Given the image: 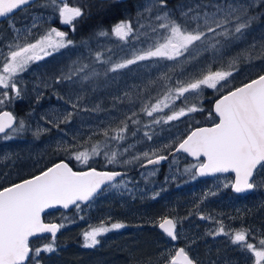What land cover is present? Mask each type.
I'll return each mask as SVG.
<instances>
[{"label": "snow or ice", "instance_id": "snow-or-ice-1", "mask_svg": "<svg viewBox=\"0 0 264 264\" xmlns=\"http://www.w3.org/2000/svg\"><path fill=\"white\" fill-rule=\"evenodd\" d=\"M105 2L109 7L119 9L125 0H105ZM170 5L171 0H149L137 9V21L152 17L159 21L157 27L164 29L166 33L161 37L163 42L135 53L130 59L112 64L107 69L108 72H117L138 61L153 57L174 60L186 52L191 55L193 52L198 53L209 49L220 53L221 48L226 47L227 44L217 48L221 41L216 40L215 43H210L209 33H212L213 37H223L230 44L245 39L246 33L253 25L264 24V0H199V2L179 0L178 3ZM27 8L51 9L53 13H58L59 23L70 26L73 32L76 31L77 25L84 23L90 15L82 7L69 6L67 0H0V18L8 21V27L17 40L21 37V30L16 27L12 16L17 10L26 11ZM38 19H40L39 16L33 17L32 27H36L35 21ZM191 24L195 26L190 27ZM140 27L144 25L141 24ZM157 27H153L152 31L156 32ZM30 33L31 29H28L27 34ZM133 33L132 20L124 19L115 23L110 30L100 28L94 35L98 37L114 35L119 40L126 41ZM27 34L24 35L25 39ZM73 44L74 41L68 38V32L56 27L49 28L34 42L8 44L9 51L3 58L4 62L0 68V89L5 90L0 91V105L12 99L9 97V91L6 90L10 89L14 92L15 98H21V91L14 80L18 73L26 71L31 63L43 60L54 52H59ZM250 47L255 50L256 45L252 44ZM261 51H264V44L261 45ZM252 58L249 52L247 59L250 61ZM95 60L99 63L109 62L102 60L100 52L95 54ZM238 61L239 57L232 58L228 64V70L213 71L209 67L199 78L187 82L177 81V86L169 88L162 100H158L151 106L146 105L142 110L148 116H152L153 113L169 108V102L174 105L175 101L181 98L187 100L186 93L199 95L205 87L222 90L228 85L229 77L233 76V72L238 71ZM87 67L88 65H83L74 68L70 74L62 78L58 77L56 83H60L62 79L72 80L73 75L84 72ZM98 75V72L93 71L91 75L85 74L83 79L89 80ZM40 98L37 97V102ZM58 98L64 99L60 96ZM77 107V104H72L73 109ZM98 109L99 106L94 110ZM200 111L203 109L196 105L181 107L172 111L163 120L164 123H168L189 113ZM72 115V112H68L59 123H53L51 120L48 122L59 128L60 123H69ZM209 117L217 122L210 127L195 128L176 149L199 161L192 165V168L196 170L193 179L196 175L234 173V181L231 184H225L224 187H231L236 194H246L264 186V183H258L256 179L264 173V74L221 95L215 100L213 112L209 113ZM132 122L138 123L136 120ZM122 123L123 126L114 130L116 134L110 139H124L123 133L127 131L128 125L126 122ZM154 123H160V120H154ZM26 130L24 120L17 121L11 112L0 111V139L12 140ZM48 130L38 127L33 135L38 138L41 132ZM103 135L109 137L108 131L105 130ZM144 135L151 140L152 137L147 132ZM70 148L71 145L66 146L63 151L68 152ZM97 155H100L97 146H93L91 151L86 149L72 153L73 158L83 164H87L93 156ZM105 155L109 164L116 161L117 153ZM143 156L148 157L149 153L144 152ZM201 157L206 159L201 161ZM165 159L167 157L160 155L155 159H148L147 163L159 164ZM120 175L122 174L119 172H100L94 168L88 171H74L67 162L62 160L38 175L0 187V264H41L42 253L55 254L58 250L57 233L65 225L45 223L42 218L45 210L57 206L67 209L70 205H75L79 209L78 202L90 201L102 189V185L114 181ZM261 178L264 181V176ZM111 186L119 187L117 184H111ZM201 219L205 217L201 216ZM218 223L220 227L215 232L209 233L210 235L229 236L233 245L254 256V264H264V238L259 239L256 245L248 242L250 235L248 230L241 229L233 234L225 231L222 222ZM158 226L172 241L178 239L177 223L173 219L163 217ZM125 227L126 225L120 222L106 226L103 221L99 226H90L82 233V247L95 249L101 244L99 237ZM45 233L51 235L50 241L40 247H32L31 238ZM165 264H198V261L192 258L184 247H180L174 252L167 253Z\"/></svg>", "mask_w": 264, "mask_h": 264}, {"label": "rangeland", "instance_id": "rangeland-1", "mask_svg": "<svg viewBox=\"0 0 264 264\" xmlns=\"http://www.w3.org/2000/svg\"><path fill=\"white\" fill-rule=\"evenodd\" d=\"M148 2L149 0H139L136 4L142 6ZM194 2H199V0H194ZM69 6L73 5L69 4ZM24 16L23 18L19 17L18 20L12 18L16 27L21 30V37L19 40L15 39V34L10 29L12 40L7 45L10 43L34 42L51 27L68 32V38L73 32L70 26L59 23L58 13H53L51 9L43 12L39 10L32 12L30 10ZM36 16H39L40 19L35 21L36 27H32L33 17ZM149 19L155 22L153 27H157L159 21H156L154 17ZM142 21L145 25L147 19ZM194 26V24L190 25V27ZM153 27L150 26L151 34L149 36L146 34V25L141 28L147 35L146 38H137V35L134 34V37L130 36L126 41H121L114 35L108 37L95 36L94 33L98 30L93 29L87 36L81 37L79 41L73 40L74 44L68 48L54 52L43 60L31 63L26 71L18 73L14 77L17 87L21 91L23 101L30 103L31 106V108L29 106V109L24 110L16 117L17 121H25L27 130L19 133L12 140L0 139V182H7L21 175V173L24 174L40 167L43 160L59 153L60 148L62 149L61 152L68 154V156L86 149L91 151L93 146H97L99 150H102L109 137L116 134L114 130H118L123 126L122 122H126L128 127H133L132 140L128 141V135L124 136L123 140H119L123 143L117 152V158L121 166H129L134 163L137 171V173L135 171L136 177H131L128 174L117 179L112 184H117L119 187H112L110 184L89 203L80 205L79 209L75 207L71 214L55 213L54 216H56L53 219L58 218L57 221L65 225V230L70 228L77 230L76 233L80 235V248L83 244L82 233L88 230L90 226H99L102 221L106 226L116 222L124 223L125 228L108 232L99 239L102 241L103 238L107 237L110 243L113 242L112 240L116 234H121V239L117 237L122 244L120 245V251L124 252L128 258L135 256V254L139 256L149 253L151 257H149L148 263L159 262L158 259L161 257H163V260L167 259V253L169 252L159 248L156 249V238L153 235L144 234L147 230L152 229V226H150L151 221L146 220L145 224L147 225L141 228V234L133 235L137 233V224L131 225L128 222L111 218L114 208H126L129 201L130 204L134 201L135 209L148 208L149 204L143 202L147 201L145 200L146 197H151V194H154L157 197V202L172 207L170 209L171 213L178 216L177 218L180 217L182 231L180 234L190 231V227H193L195 223L187 217H181L188 214L186 210L188 198L180 199V212L174 211L170 201L160 200L163 189L173 191L179 180L180 183L189 182L192 168V164L188 162L190 159L186 154L178 153L161 165L145 166V164L148 159L166 155L169 151H172L184 139L192 128L191 123L195 121L193 113L168 123H164L163 118L170 115L174 110L192 105H196L204 111L201 102L205 99V93L214 92V94H218L219 91L205 87L199 95L186 93L187 100L181 98L176 100L174 105L169 102V108L153 113L152 116H148L142 109L146 105L151 106L158 100H162L169 88L177 86V81L187 82L199 78L209 67L213 71L228 70V64L234 57H239L238 71H242L243 66L245 71L260 70L264 67V59H261L264 56V51H261V45L264 44V24L258 23L253 25L246 33L245 39L230 44L223 37H213V34L209 33L210 43H215L216 40L221 41L217 48L227 44L226 47L221 48L220 53L209 49L208 51L201 50L198 53L193 52L191 55L186 52L183 56L174 60L153 57L145 61H138L136 64L117 72L107 71L112 64L130 59L135 53L163 42L161 37L166 35L165 30L157 27V31L153 32ZM28 29H31L30 34H27ZM25 34H27V39L24 38ZM111 44H114V47H110ZM252 44L256 45L255 50L250 47ZM101 48L107 50L102 56V60H107L108 63H99L95 60V54ZM8 51V47L6 49L0 48V68H2L3 58L7 56ZM249 52L253 57L250 61L247 59ZM81 59H83V63H79ZM83 65H88L84 72L73 75L72 80L62 79L60 83H56L58 77L62 78L70 74L74 68ZM93 71L98 72L99 75L89 80L83 79L85 74L91 75ZM238 71H234L233 76L229 77L228 85L237 78L236 73ZM0 91H3V89H0ZM38 96L41 97L39 102H37ZM58 96L64 97V99H59ZM9 97L12 99L6 100V103H14L15 99H18L17 101L21 99L15 98L14 92ZM73 103L77 104L78 107L73 109ZM97 106H99V109L94 110L97 109ZM68 112L73 113L71 121L60 123L59 128L48 122L51 120L53 123H59ZM129 117L131 119H128ZM157 119L160 120V123H154V120ZM133 120L138 121V123H133ZM38 127L49 130L41 132L37 138L33 133ZM105 130L108 131L109 137L103 135ZM146 132L152 137L151 140L144 135ZM69 145H71L70 150L68 152L63 151V148ZM144 152H148L149 156L144 157ZM94 157L96 156H93L90 160ZM184 190L186 192L188 187ZM184 205L187 206L184 207ZM107 211L111 214L107 215ZM162 212L165 211L161 210ZM94 213H97L98 218H100L97 222L93 220ZM133 215L134 218H137L136 210H134ZM249 219V216L243 215V222H247ZM85 222H88V226H79L80 223ZM127 231H133L134 233L129 235ZM256 237L253 236L255 239ZM261 238L264 237L259 236V239ZM75 239L77 238L75 237ZM259 239H256L257 243ZM193 241L194 239H192ZM209 241L206 242L205 248L202 246L194 254L202 260L201 263L217 264L219 262L220 264H228L227 262L221 263V260L231 261L235 259V261H240L239 264H246L245 256L235 255L229 250L227 252H213L210 250L211 243ZM249 241L252 243V240ZM45 243H48V241L42 237L39 239L37 247ZM132 251L135 253L132 254ZM42 255L49 254L42 253ZM112 257L110 259L104 258L100 260L101 262L94 260L91 264H119L116 261V256ZM247 257H250L251 264H254V256L249 253ZM41 264H43L42 261ZM236 264L238 263L236 262Z\"/></svg>", "mask_w": 264, "mask_h": 264}, {"label": "flooded vegetation", "instance_id": "flooded-vegetation-1", "mask_svg": "<svg viewBox=\"0 0 264 264\" xmlns=\"http://www.w3.org/2000/svg\"><path fill=\"white\" fill-rule=\"evenodd\" d=\"M78 1L79 5L77 7H82L85 12L90 13L88 19L84 23L78 25H94L96 20V12H92L91 14V9L85 7L82 4L83 0ZM31 10L32 12L38 10L43 12L47 9L31 8ZM80 38L81 37H79V39ZM261 59H264V56H262ZM83 62V59L79 60V63ZM260 74H264V67L260 70L251 69L245 71L243 66L242 71H238V73H236L237 78L231 82L230 85L219 91L218 94H214V92L205 93V99L201 102V104L204 106V111L193 113L195 118V121L193 122L195 125L192 126L189 132L197 127L212 126L214 122H217L216 120L209 117V113L213 112L215 100L221 95L226 94L227 91L235 87H239L251 79H255ZM193 122L191 124H193ZM189 159L192 165H195L199 162L195 159ZM200 160L202 161L204 159L201 157ZM39 168H41V166L35 170H38ZM44 169L40 170L39 172L43 171ZM39 172L33 173L29 176H27L26 173H22L20 176H17L10 181L0 182V187H6L12 183H17L23 179L36 175ZM124 172H126L125 175H128L129 173L127 170ZM195 172V168H191V174L188 183H180L179 180V182L176 183L175 190L168 191L163 189L160 198V200L165 199L170 201L173 205L174 211L180 212V199L187 197L188 207L186 210L188 214L181 217H187L191 222H194L195 225L190 227V231L181 235L180 232L182 231L181 222L179 220L180 217L177 218L178 216H174V214L171 216H163L172 218L174 221H176L178 239L176 241H172L169 237H167L165 233H163V231L159 228L158 222L156 227L159 238L167 244V248L171 252H174L177 248L184 247L189 252L190 256L198 261V264H203L201 263L202 260L198 259L194 254L197 253V249H200L202 246L204 247L209 239V242L211 243L210 250L213 252H227V250H229L235 255L239 254L241 257L245 256V263L251 264L252 261L249 260L250 257H247L249 253L245 250L242 251L238 246L233 245L229 236H225L223 234L214 236L210 235L209 233L215 232L220 227L218 222H222L226 232L234 234L236 231H240L241 229L248 230L250 233L248 239L252 240L253 244L258 245L256 239L258 240L259 236L264 237V186H261L246 194H236L233 192L231 187H224L225 184H231L234 181V173H220L207 177L196 175L195 179H193ZM262 176H264V173H262L261 176L256 177L258 183L264 182L262 181ZM187 187L188 190L185 192L184 189ZM213 193H215V195H213ZM57 212L58 211H49L43 214L44 222H57L58 218L53 219V217L56 216H54V214ZM63 213L65 212L63 211L62 214ZM243 215H246L247 217L249 216L250 219L247 220V222H243ZM201 216L205 217V219H201ZM143 226L144 223L142 224V227ZM254 235L257 236L256 239L253 238ZM42 237L49 239L50 236L44 235L31 239V246L34 241ZM192 239H194L193 242ZM249 240L248 242H250ZM159 248L164 249V246L160 245ZM164 260L166 261V259ZM165 261H163V263H165ZM222 262H227L228 264H236V262L238 264L240 263V261H235V259H232L231 261H223L222 259L221 263ZM217 264L220 263L218 262Z\"/></svg>", "mask_w": 264, "mask_h": 264}, {"label": "trees", "instance_id": "trees-1", "mask_svg": "<svg viewBox=\"0 0 264 264\" xmlns=\"http://www.w3.org/2000/svg\"><path fill=\"white\" fill-rule=\"evenodd\" d=\"M138 1L139 0H125V2L121 5V7L119 9H116V8L109 7L106 4L105 0H83L82 4L85 7H88L91 9V14L92 12H96L95 13L96 15L95 24L94 25H82V26L77 25L76 31L72 32L69 38L72 40L78 41L79 37L83 38V36H87L89 32L93 29L99 30L100 28H103L105 30H109L110 27H112L115 23L119 22L120 20H124V19L132 20L133 27H134V33L132 35L133 37H134V34H136L137 38H141V39L146 38L147 35L149 36L151 34L150 26L153 27L155 22H152L149 18L147 19L146 24H145L147 28V33H146L147 35H146L143 29H141L142 27H140V25L144 23V21H142L143 19H140L139 21H137V17H136L137 9L141 7L136 4ZM178 2L179 0H171V5H174ZM67 3L73 6L79 5L78 0H67ZM30 10L31 8H27L26 11H16L15 14L12 16V18H15L16 20H18L19 17L23 18L25 17L24 15L25 14L27 15L28 11ZM7 23L8 21L6 19L0 22V48L2 49H6L7 43L10 40H12V32L10 28L8 27ZM111 45L112 46L110 47H114V44H111ZM106 51L107 50H104L102 48L99 49V52L102 53V56H104ZM6 91H9V95L12 94V91L10 89ZM17 100L18 99H15L14 103L5 102V104L0 106V110L6 109V110L13 112L14 115L19 116V114L24 112V110L29 109L28 107L30 106V103L24 102L22 97L19 101ZM191 125L193 126L195 125V123L193 122V124ZM132 134H134V131H133V127H130V126L127 128V132L123 133L124 136H127V135L129 136L128 141L133 139ZM24 135L26 136V134ZM122 143L119 140H113V139H110L109 137V139L107 140V143L105 144V147L102 150H100V155L94 157L87 164L78 162L72 156H68V154L62 153L61 152L62 149L60 148L59 153H56L53 156H50V158H48L47 160H43L41 164V168H39L38 170L26 172V174L27 176L32 175L33 173L39 172L40 170L47 168L54 162L63 159L67 161L74 170H84L87 168H96L99 170H117V169L121 170L122 169L125 171L127 170L129 172L128 174H130L131 177H136V174H135L136 166L134 163H132V165H129V166L128 165L121 166L118 158H116V161L114 163L109 164L107 162V157L105 154L110 156L113 152L117 153ZM145 200L151 201V202H147V201L143 202V203L149 204L148 208L135 209L134 201L131 202L132 204H130V201H129L126 208H117V209L114 208V213L111 216V218L118 219L123 222H128L131 225L137 224L136 225L137 233L133 235L141 234L140 230L141 228H144V226L142 227V224L144 223V225H147L145 224L146 220H150L151 221L150 226H152V229L147 230L144 234H150L156 238L157 240L156 249L159 248L160 245H163L164 246L163 250H166V252L167 251L170 252V250H168L167 248V244L164 243L159 238L156 225L163 216L172 215L171 210H170L172 209V207H168V205H163L161 202H157V197H155L154 194H151V197H146ZM157 203H158V206H157ZM185 206L187 205H184V207ZM74 208L75 206L71 208L69 211L65 212V214L66 213L71 214ZM134 210H136V213L138 215L137 218H134V215H133ZM161 210H164L165 212L161 213ZM97 213H94V217H93V220L95 222H97L100 219L98 218ZM109 214L111 213L107 211V215ZM79 226L86 227L88 226V222L80 223ZM76 231L77 230L75 228H70L67 230L62 228L56 237V244L58 246L57 252L55 254L42 255V259H41L42 263L43 264H91L93 263L94 260L101 262L100 260L104 258H109V259L113 258L112 256H116L117 258L116 261H118L119 264H159L165 261L163 260V257H161L158 259L160 260L159 262L153 261L151 263H148L150 260L149 257H151L149 253H146L143 255L141 254L139 256L135 254V256L128 258L124 252L120 251V245L122 244L120 243L121 240H118L117 237L121 239V236H122L121 234H116L114 237L115 240L113 239L112 240L113 242H110V243L107 240V237L103 238L100 246L95 249H87L84 247L80 248L79 246L80 235L76 233ZM132 233L134 232L127 231V234L129 235ZM75 237L77 239H75ZM50 239L51 237H49V239H46V240L49 242ZM38 242H39V239L34 241L32 243V247L34 248L37 247ZM134 253L135 252L132 251V254Z\"/></svg>", "mask_w": 264, "mask_h": 264}, {"label": "water", "instance_id": "water-1", "mask_svg": "<svg viewBox=\"0 0 264 264\" xmlns=\"http://www.w3.org/2000/svg\"><path fill=\"white\" fill-rule=\"evenodd\" d=\"M1 20H3V18H0V21ZM215 103V102H214ZM1 111H8V112H10L9 110H1ZM203 127H210V126H203ZM198 128V127H197ZM194 130V129H193ZM190 134V132L188 133V135ZM187 137V136H186ZM185 137V138H186ZM184 138V139H185ZM183 139V140H184ZM182 140V141H183ZM181 141V142H182ZM180 144V143H179ZM179 144L172 150V151H170L167 155H162V156H165V157H167V159H165V160H163V161H161L159 164H163V163H165L169 158H171L173 155H175V154H177V153H185V152H183V151H176V149L178 148V146H179ZM185 154H187V153H185ZM187 156L189 157V158H191V159H195V160H197V158H195V157H193V156H190V155H188L187 154ZM156 158V157H155ZM155 158H152V159H155ZM204 160L206 159V158H204V157H202ZM60 161H62V160H59V161H57L56 163H58V162H60ZM63 161H65V160H63ZM65 162H67V161H65ZM68 163V162H67ZM69 164V163H68ZM53 165V164H52ZM52 165H50L49 167H51ZM147 165H153V164H148V163H146L145 164V166H147ZM155 165V164H154ZM69 166H70V164H69ZM71 167V166H70ZM48 168V167H47ZM72 168V167H71ZM73 169V168H72ZM90 169H93V168H87V169H84V170H74V171H88V170H90ZM94 169H96V168H94ZM45 170V169H44ZM97 171H100V172H119V173H121L122 175H120V176H117L116 177V179H118V178H120L121 176H123V175H125L126 173L124 172V171H121V170H99V169H96ZM40 173V172H39ZM39 173H37L36 175H38ZM217 174H220V173H217ZM213 175H215V174H213ZM207 176H212V175H205V176H201V177H207ZM32 177V176H31ZM31 177H28V178H31ZM28 178H26V179H28ZM115 179V180H116ZM114 180V181H115ZM20 182V181H19ZM113 182V181H112ZM112 182H110V183H106L105 185H102V189L105 187V186H107V185H109V184H111ZM18 183V182H17ZM101 189V190H102ZM100 190V191H101ZM100 191H98V193L100 192ZM97 193V194H98ZM96 194V195H97ZM95 195V196H96ZM94 196V197H95ZM93 197V198H94ZM92 198V199H93ZM91 199V200H92ZM90 200V201H91ZM90 201H87V202H78V203H81V204H87V203H89ZM73 206H75V205H70L69 206V208H67V209H64L62 206H57V207H55V208H53V209H46L45 210V212L43 213V214H45V213H47V212H49V211H56V210H61V211H67V210H69V209H71ZM43 214H42V218H43ZM169 218V217H168ZM45 223H57V222H45ZM162 230V229H161ZM42 235H50V234H48V233H45V234H41V235H39V236H42ZM33 238H35V237H33ZM33 238H31V239H33ZM163 264H165V263H163Z\"/></svg>", "mask_w": 264, "mask_h": 264}]
</instances>
